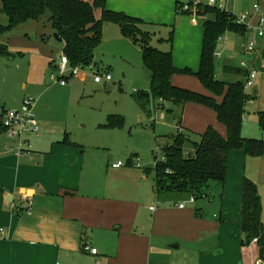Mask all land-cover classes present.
Listing matches in <instances>:
<instances>
[{
	"label": "crops",
	"instance_id": "1",
	"mask_svg": "<svg viewBox=\"0 0 264 264\" xmlns=\"http://www.w3.org/2000/svg\"><path fill=\"white\" fill-rule=\"evenodd\" d=\"M180 1L106 0V5L110 10L142 19L143 27L151 33V45H158L155 42L158 41V49L172 51L175 66L197 72L206 16L179 12ZM255 3H260L264 10V0ZM2 8L3 0H0V27L8 24ZM95 14L100 18L102 9L97 8ZM44 15L36 21H47L46 28L42 30L41 25L29 20L0 34V46L9 51L12 38L13 41L23 38L15 34L26 33L31 23L38 34L54 33L51 15L45 19ZM257 18L254 14L247 24L254 27ZM243 27L245 32H234L236 38L250 34L259 43L256 50L247 51V63L262 69L264 38H259L254 28ZM162 28L173 36L167 45H164L167 31L162 32ZM106 36L116 44L115 48L121 53L124 51L121 57H127L136 48L141 55L140 46L126 37L118 24L107 22L102 43L107 42ZM44 49L40 53L42 80L50 61L48 49ZM223 70L234 74L232 80L225 82L247 80L248 69L241 67V63L236 64L233 58L223 61ZM171 81L175 86L212 95L195 75L174 74ZM247 91L254 98L246 106L242 135L264 139L257 116L264 110L263 73ZM217 100L221 101L222 97ZM11 103L16 102L12 99ZM164 105L184 133L189 129L199 136L210 126L222 135L227 133L213 108L195 102H188L183 108L171 102ZM246 114L253 116L251 121H247ZM40 133L34 135L40 136ZM30 137L27 153L18 154V141L0 133V264H258L257 261L264 264L257 242L242 244L241 228L245 178L258 186L264 222V154L250 156L242 149H232L224 184L212 182L205 197L209 201L198 206L197 200L192 203L188 198L182 199L184 192H158L154 165L143 169L141 164L132 162L114 168L112 162L120 159L109 155V163L105 159L90 160L85 167L87 156L80 144L64 138L67 142L59 140L49 149L44 143L32 145ZM94 166L102 170L108 167L107 181H89L87 172ZM180 203L185 206L179 207ZM85 243L97 248L98 253L84 251Z\"/></svg>",
	"mask_w": 264,
	"mask_h": 264
},
{
	"label": "trees",
	"instance_id": "2",
	"mask_svg": "<svg viewBox=\"0 0 264 264\" xmlns=\"http://www.w3.org/2000/svg\"><path fill=\"white\" fill-rule=\"evenodd\" d=\"M207 2L204 1L201 7L204 13H200L206 16V20L203 25L201 63L197 72L175 66L172 51H162L151 45V33L138 27L144 25L142 19L108 9L106 0H3L2 11L8 17V24L0 27V34L29 20L40 19L49 12L54 31L63 39V53L70 65L81 69L96 68V50L102 43L104 25L107 22L118 24L123 34L140 46L143 64L151 75L150 90L133 93L142 110L164 106L165 102H171L178 108H183L188 102H195L213 108L219 121L227 128L226 135H222L214 127H208L200 135L199 141H193L194 150L188 154L185 149L190 138L184 131L169 134L170 140L163 145L158 144L164 156L163 159L157 158L152 168L157 191L191 193L197 198L206 196L212 182L224 184L228 155L232 149H242L250 156L264 154V139L242 135L246 106L254 95L245 89L243 80L229 83L219 80L215 74V52L220 37L227 31L243 33L246 27L236 22L238 16L230 10ZM97 8L102 9L100 18L95 14ZM138 35L142 38H138ZM172 38L170 35V42ZM6 49L0 46V54H6ZM237 72L243 74L241 70ZM105 73L109 72L106 70ZM174 74L195 75L212 95L175 86L171 81ZM217 97H222V100L218 101ZM257 116L264 130V110ZM122 121L121 117L117 121L109 119V124H121ZM241 228L242 244L249 245L257 238L260 256L264 258L261 196L257 184L249 178H245L243 183Z\"/></svg>",
	"mask_w": 264,
	"mask_h": 264
},
{
	"label": "rangeland",
	"instance_id": "3",
	"mask_svg": "<svg viewBox=\"0 0 264 264\" xmlns=\"http://www.w3.org/2000/svg\"><path fill=\"white\" fill-rule=\"evenodd\" d=\"M255 1L226 0L227 9L240 17L242 12L252 9ZM202 12L204 13V8H200V13ZM49 15L50 13L45 14L44 19ZM33 21L37 26L41 25L42 30V27L48 26L47 21ZM29 25L26 33L15 34L23 38H17L18 41H13L12 38L9 51L0 54V103L13 108L21 106L25 98L34 99V111L42 131H39L40 136L30 137L32 145L42 146L44 143L50 149L54 142L67 138L72 143L80 144L82 150H85V167L90 160L105 159L109 163L108 156L115 155V159H120L125 165L132 162L137 165L140 161L141 168L149 169L157 158L164 156L158 144L163 145L170 140L169 134H177L178 127L165 105L163 109L152 106L142 110L134 97V92L150 90L151 82L150 72L145 68L142 57L137 52L138 48L130 51L127 57H121L124 51L121 53L113 46L116 44L106 36L107 42L103 41L96 50L95 62L98 66L81 69L77 75L69 78L66 85H61L59 79L53 78V74L59 75L55 66L61 60L63 44L54 38L53 33L44 30L46 33L38 34L36 26L33 23ZM138 27L142 31H148V28L141 25ZM162 32H166L164 45H167L170 34L166 28H162ZM138 38L142 37L138 35ZM221 38L216 50L221 51L222 56H215V74L219 80H232L234 74L224 72L223 61L233 58L236 64L249 62L243 43L256 37L246 34V37L236 38L233 31H227ZM155 42L158 45H153L154 47L160 45L158 41ZM40 43L48 49L47 56L50 60L43 71V80L40 53L45 49ZM98 68L102 74L107 70L113 80L96 84L94 72ZM240 77L244 78L242 75ZM12 99L16 103L12 104ZM162 113H165L164 118ZM120 117L123 119L121 124H109V119L117 121ZM245 118L251 121L253 116L246 114ZM185 134L190 138L185 149L188 154L193 152V141H199L200 135L197 136L198 133L189 129ZM107 170V166L105 170L94 166L90 173L86 172L90 175V182L100 183L108 180ZM182 194V199L193 196L191 193ZM205 197L196 198L198 206L209 201Z\"/></svg>",
	"mask_w": 264,
	"mask_h": 264
},
{
	"label": "built area",
	"instance_id": "4",
	"mask_svg": "<svg viewBox=\"0 0 264 264\" xmlns=\"http://www.w3.org/2000/svg\"><path fill=\"white\" fill-rule=\"evenodd\" d=\"M209 5H218L221 9H227L226 0H208ZM204 4L203 0H181L177 4V10L181 13H189L190 15L197 17L200 16V8ZM257 15V23L253 26L247 24V20L253 15ZM236 22L240 25H247L248 27H252L255 29L256 34L259 38H264V10L260 3H255L251 10H247L240 17H237ZM222 40L220 37L219 41ZM259 46V43L256 40H249L243 43V47L245 51L252 52L256 50ZM216 57L221 56L220 51L215 52ZM241 67L247 68V80L245 82V89L248 90L253 88L257 82L259 74H264V64L262 65V69L252 64L249 65L247 62H241ZM57 74H53V78L59 79L61 85H66L70 77L77 75L81 68L76 66L72 67L70 65L68 57L63 53L61 56V60L59 64L56 66ZM113 79V76L110 73H95L94 74V82L95 83H103L109 82ZM33 98H25L19 107H8L2 103H0V129L2 133L6 134L11 139L18 141V154L27 153L26 149L30 146L29 137L37 134L40 131L39 120L37 119ZM163 100L161 99L160 102ZM158 108L163 109V106L160 105ZM165 113H162V118H164ZM179 132H183V128L181 126L178 127ZM163 159V157H162ZM124 163L122 161L112 162V166L114 168L123 166ZM140 165V161L138 162ZM196 198L192 196L190 198V202L194 203ZM179 207H184L185 203H180ZM3 230V229H2ZM252 242H257V238H254ZM82 249L84 251L91 252L93 254H97V248L90 246L89 244H83ZM261 261H257L259 264Z\"/></svg>",
	"mask_w": 264,
	"mask_h": 264
},
{
	"label": "water",
	"instance_id": "5",
	"mask_svg": "<svg viewBox=\"0 0 264 264\" xmlns=\"http://www.w3.org/2000/svg\"><path fill=\"white\" fill-rule=\"evenodd\" d=\"M53 36H54V38L57 40V41H59V42H63V39L61 38V36L57 33V32H54L53 33Z\"/></svg>",
	"mask_w": 264,
	"mask_h": 264
}]
</instances>
